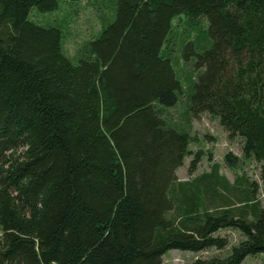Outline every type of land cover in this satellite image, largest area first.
I'll use <instances>...</instances> for the list:
<instances>
[{"label":"trees","instance_id":"obj_1","mask_svg":"<svg viewBox=\"0 0 264 264\" xmlns=\"http://www.w3.org/2000/svg\"><path fill=\"white\" fill-rule=\"evenodd\" d=\"M61 1L0 0V264H162L169 250H223L225 230L244 239L189 264L264 254V0H115L74 59L59 27L29 19ZM180 14L206 17L212 45L176 129L165 109L184 87L162 48ZM203 113L240 139L259 184H228L216 163L199 192L196 178L176 184L193 140L180 119Z\"/></svg>","mask_w":264,"mask_h":264},{"label":"rangeland","instance_id":"obj_2","mask_svg":"<svg viewBox=\"0 0 264 264\" xmlns=\"http://www.w3.org/2000/svg\"><path fill=\"white\" fill-rule=\"evenodd\" d=\"M112 2V4H108ZM116 15L115 0H79L68 3L64 0L59 3V8L50 13H40L32 9L29 19L39 25H52L59 27L63 33V48L67 56L76 58L80 48L88 41L95 39L100 34L101 26L104 28L110 24ZM99 33V34H98ZM212 45V39L208 31V21L206 17L190 19L185 14L176 16L172 21V30L164 43L162 52L173 62V67L177 78L183 84L182 93L179 95L177 105L173 108H166V114L170 115L173 123L168 118L165 120L171 127L177 129V119L185 110L187 112L191 93L190 79L196 80L195 63L198 55L208 50ZM77 59L73 60L75 63ZM185 107V109H184ZM185 121V129L193 138L188 149L190 154L185 156L183 164L176 171V184L178 182L194 181L196 177L210 170V165L216 163L219 168V176L228 184H232L237 176H245L250 183L259 184L260 166L252 159H244L241 155V141L239 138L228 139L227 134L221 127L218 118L211 117L207 113L198 117H188L180 119ZM179 121V122H181ZM183 124V123H182ZM198 155L199 162L196 163L192 174L188 172L190 162ZM232 153L238 158L235 167H229L223 161L226 153ZM193 189L199 192L202 180L197 179L193 183ZM257 199L262 204V191L258 190ZM220 236H227L229 243L223 250L214 248L194 253L190 251L169 250L165 253L162 264H189L192 260L206 259L212 256L226 257L231 248L244 239L237 231L225 230L219 232ZM240 264H264V254L247 256Z\"/></svg>","mask_w":264,"mask_h":264},{"label":"crops","instance_id":"obj_3","mask_svg":"<svg viewBox=\"0 0 264 264\" xmlns=\"http://www.w3.org/2000/svg\"><path fill=\"white\" fill-rule=\"evenodd\" d=\"M209 172H210V170L208 172L203 173V174H208Z\"/></svg>","mask_w":264,"mask_h":264}]
</instances>
